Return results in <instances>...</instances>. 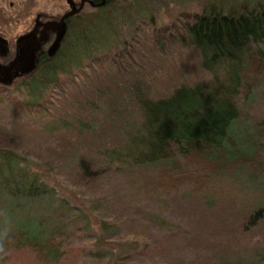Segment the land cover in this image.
Listing matches in <instances>:
<instances>
[{"label": "rangeland", "instance_id": "rangeland-1", "mask_svg": "<svg viewBox=\"0 0 264 264\" xmlns=\"http://www.w3.org/2000/svg\"><path fill=\"white\" fill-rule=\"evenodd\" d=\"M233 1L239 0H111L87 7L68 22L53 74L10 69L9 78L0 77V157L15 154L20 170L49 187L37 198L20 193L14 204L0 184V236L22 228L36 238L51 231L60 240L47 262L0 242V264H264L259 206L250 204L261 197L259 175L236 167L213 176L204 191L183 184L173 194L149 193L129 189L127 166L105 156L137 127L139 99L208 80L185 24L202 5L226 8ZM10 3L9 38L27 30L33 13L49 21L67 6L65 0ZM11 11L24 14L18 19ZM42 74L56 79L31 89ZM38 92L42 106L30 105ZM238 106L232 141L253 149L261 141L255 129L264 128V74Z\"/></svg>", "mask_w": 264, "mask_h": 264}, {"label": "trees", "instance_id": "trees-1", "mask_svg": "<svg viewBox=\"0 0 264 264\" xmlns=\"http://www.w3.org/2000/svg\"><path fill=\"white\" fill-rule=\"evenodd\" d=\"M185 30L189 42L200 53L201 67L210 74L208 80L188 86L180 84L166 97L139 99L141 120L137 127L127 143L117 150H108L105 156L127 166L126 185L149 193L173 194L183 184L191 192L204 191L213 176L236 167L251 178L259 175L256 185L260 183L261 197L252 199L250 204L259 206L263 229L260 241L264 246V128L260 125L255 129L261 141L255 145L256 139L253 149L242 150L232 141V123L241 116L238 104L251 94L264 74V0L233 1L226 8L209 2L201 6L193 22L185 24ZM54 55L41 59L35 70L53 74L50 68ZM49 74L31 81L29 87L36 89L39 85L41 89L56 79ZM32 95L28 103L42 106V92ZM0 158L7 162L0 166V184L10 191L13 198L9 200L14 204L20 193L24 199L47 195L49 187L43 181L19 169V157L3 151ZM131 186L129 189H135ZM44 235L36 238L18 228L1 235L0 242L33 250L38 260L47 262L59 253L60 240L51 231Z\"/></svg>", "mask_w": 264, "mask_h": 264}, {"label": "flooded vegetation", "instance_id": "flooded-vegetation-1", "mask_svg": "<svg viewBox=\"0 0 264 264\" xmlns=\"http://www.w3.org/2000/svg\"><path fill=\"white\" fill-rule=\"evenodd\" d=\"M65 2L67 3L66 8H64L58 16L56 15L52 19H49V21L39 19L40 13H33L32 16H34V18L29 21V26L26 28L27 30H22L17 35L10 34L9 38V33L7 34L6 31V24H8V16L10 15L9 10L10 7L13 6V3H10V0H0V77L9 78L8 71L10 69H14L18 74L27 72L28 70L20 69L24 66V61L29 54L34 59L32 69L38 67L41 59L54 55L57 49L59 50L67 32L68 22L71 18L76 16L79 17L80 13L87 7L101 8V6L111 2V0H65ZM79 5V10L74 11L64 18L65 30L60 45L51 55H48V50L46 49L55 35L51 22L58 19L64 11H68L70 9L69 7H78ZM16 12H12V14L15 13L16 18L24 14V11ZM30 47H33V50L29 53Z\"/></svg>", "mask_w": 264, "mask_h": 264}, {"label": "water", "instance_id": "water-1", "mask_svg": "<svg viewBox=\"0 0 264 264\" xmlns=\"http://www.w3.org/2000/svg\"><path fill=\"white\" fill-rule=\"evenodd\" d=\"M80 5L78 7H74V6L69 7L70 9L68 11L67 10L64 11L59 16L58 19L53 20L51 22V26H52L53 30L55 31V35H54L53 39L51 40L49 46L46 49V50H48L47 51L48 55H51V53L54 52L60 45V41H61V38H62V36L64 34V30H65L64 18L66 16L70 15L71 13H73L74 11L79 10L80 9ZM31 50H33V47L29 48V53L31 52ZM33 61H34V59L29 54V56H27L26 60L24 61V66L20 70H28V71H30L32 66H33Z\"/></svg>", "mask_w": 264, "mask_h": 264}]
</instances>
